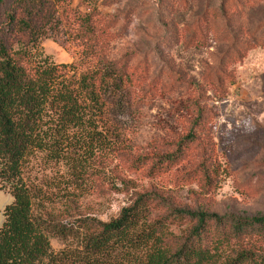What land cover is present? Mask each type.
I'll return each instance as SVG.
<instances>
[{
  "label": "rangeland",
  "instance_id": "1",
  "mask_svg": "<svg viewBox=\"0 0 264 264\" xmlns=\"http://www.w3.org/2000/svg\"><path fill=\"white\" fill-rule=\"evenodd\" d=\"M94 1L110 33L101 64L127 57L126 82L142 88L143 100L135 107L124 98L112 103V142L87 160L81 179L74 180L69 161L48 160L39 150L26 157L23 175L44 217L105 221L142 191L159 196L151 202L154 213L167 201L218 214L262 213L264 0ZM40 45L55 63H70L80 51L76 39L57 33H46ZM190 127L194 139L179 158L151 170L152 153L174 150ZM10 200L0 190V222ZM50 244L63 246L55 236Z\"/></svg>",
  "mask_w": 264,
  "mask_h": 264
},
{
  "label": "trees",
  "instance_id": "2",
  "mask_svg": "<svg viewBox=\"0 0 264 264\" xmlns=\"http://www.w3.org/2000/svg\"><path fill=\"white\" fill-rule=\"evenodd\" d=\"M94 2L0 0V190L11 195L1 210L0 264H264V211L218 214L167 201L154 213L159 196L150 191L131 194L105 221H50L38 208L23 175L26 157L44 151L48 160L71 162L74 180L81 179L87 160L112 142V103L124 98L135 107L143 100L142 88L126 82L127 57L101 64L109 24L100 26ZM46 33L76 39L78 57L52 61L40 45ZM194 135L190 127L174 150L152 153L150 169L172 165ZM176 225L179 232L171 229ZM51 236L63 246L53 249Z\"/></svg>",
  "mask_w": 264,
  "mask_h": 264
}]
</instances>
